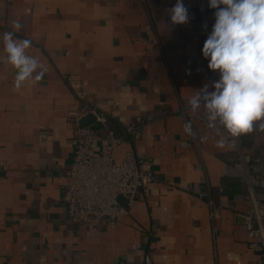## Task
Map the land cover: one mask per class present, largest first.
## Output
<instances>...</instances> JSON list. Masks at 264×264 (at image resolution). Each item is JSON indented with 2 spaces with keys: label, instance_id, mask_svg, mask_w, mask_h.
I'll return each mask as SVG.
<instances>
[{
  "label": "crops",
  "instance_id": "crops-1",
  "mask_svg": "<svg viewBox=\"0 0 264 264\" xmlns=\"http://www.w3.org/2000/svg\"><path fill=\"white\" fill-rule=\"evenodd\" d=\"M175 3L0 0V57L4 32L19 20L16 36L32 42L27 53L46 68L16 89L14 69L0 63V264H261L249 248L252 204L237 153L217 148L224 131L208 129L204 109L188 106L218 79L205 65L185 74L187 56L203 57V24L172 25ZM85 108L106 114L118 134L141 124L134 147L156 175L114 229L82 226L63 206L75 118ZM187 121L195 138L183 131ZM242 139L264 163V132ZM129 148H117L115 159Z\"/></svg>",
  "mask_w": 264,
  "mask_h": 264
},
{
  "label": "built area",
  "instance_id": "built-area-1",
  "mask_svg": "<svg viewBox=\"0 0 264 264\" xmlns=\"http://www.w3.org/2000/svg\"><path fill=\"white\" fill-rule=\"evenodd\" d=\"M142 4L155 3L157 0H138ZM194 7L188 6L190 22L203 24L202 34L207 38L214 23L213 9L208 7V0H195ZM207 25L205 29L204 25ZM153 24L146 26V33L153 35ZM208 61L200 55L185 58V74L199 75ZM217 78L219 74L216 72ZM79 96L82 93L78 92ZM93 114L95 124L89 127L79 125L81 118ZM102 130L99 137L97 131ZM142 134V125L133 123L127 126L122 134L116 133L109 124L106 114L95 109L85 108L76 115L72 138L74 162L68 171L69 184L65 187L63 206L68 216L82 226L100 229L107 226L114 229L117 222L128 215L135 204L139 192L147 191L148 186L156 180L151 169V160L139 154L134 142ZM226 145L237 153L235 167L244 174L248 195L252 206L244 215L249 248L260 255V263L264 264V204L259 195L264 193L263 160L255 152L253 145L247 144L242 137L230 138L224 132ZM98 142H101L98 145ZM127 143L130 148L122 160H116L114 152ZM125 200V204L120 199ZM220 207L213 208L219 210ZM146 262H151L146 257Z\"/></svg>",
  "mask_w": 264,
  "mask_h": 264
},
{
  "label": "clouds",
  "instance_id": "clouds-1",
  "mask_svg": "<svg viewBox=\"0 0 264 264\" xmlns=\"http://www.w3.org/2000/svg\"><path fill=\"white\" fill-rule=\"evenodd\" d=\"M208 7L214 10V23L202 55L219 79L197 89L188 106L193 113L203 108L207 128L223 130L234 142L254 131L264 132V0H208ZM167 11L172 25L189 23L184 0H176ZM12 28L3 34L5 55L0 63L14 69L15 87L20 89L25 81L42 79L46 68L27 53L32 42L16 36L23 24L14 20ZM183 131L196 136L190 121L184 123ZM208 139V135L200 137L201 142ZM225 145L223 138L215 142L217 148Z\"/></svg>",
  "mask_w": 264,
  "mask_h": 264
},
{
  "label": "water",
  "instance_id": "water-1",
  "mask_svg": "<svg viewBox=\"0 0 264 264\" xmlns=\"http://www.w3.org/2000/svg\"><path fill=\"white\" fill-rule=\"evenodd\" d=\"M96 122V117L93 114H89L88 116H85L80 119L79 125L82 127H89Z\"/></svg>",
  "mask_w": 264,
  "mask_h": 264
}]
</instances>
